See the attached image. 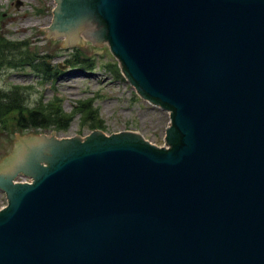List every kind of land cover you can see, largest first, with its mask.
Masks as SVG:
<instances>
[{
	"label": "water",
	"instance_id": "95a60500",
	"mask_svg": "<svg viewBox=\"0 0 264 264\" xmlns=\"http://www.w3.org/2000/svg\"><path fill=\"white\" fill-rule=\"evenodd\" d=\"M57 3L41 31L59 48L108 43L170 112L166 146L17 134L0 160V264H264V0Z\"/></svg>",
	"mask_w": 264,
	"mask_h": 264
},
{
	"label": "rangeland",
	"instance_id": "374dc122",
	"mask_svg": "<svg viewBox=\"0 0 264 264\" xmlns=\"http://www.w3.org/2000/svg\"><path fill=\"white\" fill-rule=\"evenodd\" d=\"M57 0H0V31L9 39L25 41L37 54L47 56L50 64L60 65L63 71L56 80L42 82L43 76L31 66L3 68L0 70V89H13L14 86H26L30 93V106L53 102L55 96L61 97V107L67 113L72 112L76 102L92 98L93 107L99 110L100 120L105 134L120 131H135L146 140L158 145L165 144L166 129L170 124V112L142 98L135 87L126 79L122 71L114 73L107 65L119 63L111 52L108 43L104 50L90 40L88 44H78L59 48L65 36H45L42 26L52 23ZM26 25L24 31L20 28ZM81 49L83 55L96 60L95 68L81 69L72 67L67 61L73 48ZM51 56L53 58H51ZM120 69V68H119ZM15 114L6 117L8 128L0 127V160L13 150L17 134L29 132L51 133L52 129L19 130L14 125ZM98 124H100V122ZM82 122L77 114L66 131H57L58 137L86 136L92 130ZM29 178V177H27ZM31 179V178H30ZM5 203L0 190V207Z\"/></svg>",
	"mask_w": 264,
	"mask_h": 264
},
{
	"label": "trees",
	"instance_id": "16d2710c",
	"mask_svg": "<svg viewBox=\"0 0 264 264\" xmlns=\"http://www.w3.org/2000/svg\"><path fill=\"white\" fill-rule=\"evenodd\" d=\"M49 60L47 56L32 51L25 41L9 39L0 33V70L31 66L33 70L42 74V82L45 83L48 80H56L63 72L58 65L50 64ZM67 61L72 67L81 69H93L96 65L95 58L83 55L78 47L73 48V53ZM107 66L114 73H120L117 62ZM26 88L19 85L9 90L0 89V127L7 129L6 117L14 113L16 120L14 126L22 131L29 129L66 131L77 114L81 115L82 122L89 128H105L98 117L99 110L92 105V98L76 102L72 112L67 113L61 107L62 99L59 96H55L53 102L43 103L40 99L36 106H30V93Z\"/></svg>",
	"mask_w": 264,
	"mask_h": 264
},
{
	"label": "bare ground",
	"instance_id": "6f19581e",
	"mask_svg": "<svg viewBox=\"0 0 264 264\" xmlns=\"http://www.w3.org/2000/svg\"><path fill=\"white\" fill-rule=\"evenodd\" d=\"M56 5H58V3L56 4ZM26 27V25H23L21 28H20V30L21 31H24V28Z\"/></svg>",
	"mask_w": 264,
	"mask_h": 264
}]
</instances>
